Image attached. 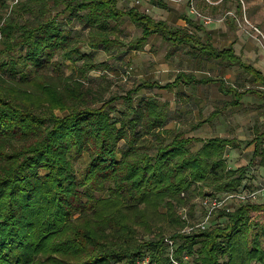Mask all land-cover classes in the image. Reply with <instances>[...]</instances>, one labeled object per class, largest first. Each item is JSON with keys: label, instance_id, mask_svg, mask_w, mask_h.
<instances>
[{"label": "trees", "instance_id": "trees-1", "mask_svg": "<svg viewBox=\"0 0 264 264\" xmlns=\"http://www.w3.org/2000/svg\"><path fill=\"white\" fill-rule=\"evenodd\" d=\"M151 2L167 8L165 0ZM126 19L141 31L130 41L121 36ZM184 20L189 27L172 26L120 0H0V264H134L144 257L173 264L185 253L189 264H264V224L253 216L264 203L235 198L237 207L221 209L225 225L191 233L198 223L179 214L197 191L219 199L246 191L248 168L226 159L242 140L169 135L168 106L155 97L133 103L143 89L197 84H218L230 106L246 93L264 99L262 71L233 46L220 49L192 31L206 29L191 16ZM78 27L88 41L81 43ZM155 36L202 62L242 69L256 87L241 91L183 70L174 82L144 81L127 95L108 98V87L95 92L89 73L110 67L85 47L140 52ZM66 62L75 68L71 75L62 73ZM122 99L127 109L115 117ZM248 144L264 166V131ZM86 153L90 161L79 173L75 163ZM165 226L174 229L170 237Z\"/></svg>", "mask_w": 264, "mask_h": 264}, {"label": "rangeland", "instance_id": "rangeland-1", "mask_svg": "<svg viewBox=\"0 0 264 264\" xmlns=\"http://www.w3.org/2000/svg\"><path fill=\"white\" fill-rule=\"evenodd\" d=\"M165 2L167 8L156 6L151 0H120V6L137 7L156 19L169 21L172 26L189 27L184 16H191L206 29V31H197L192 27V31L198 33L204 40L210 37L212 43L220 49L236 45L237 53L243 56L245 62L256 65L264 72V0H194L201 17L192 14L189 0H165ZM60 10H63V7ZM57 11L59 10L55 13ZM65 17L62 14L61 19ZM207 18L210 19L208 23ZM68 25L73 26V24ZM121 28L124 30L121 36L127 41L141 34L140 29L129 19L125 20ZM77 29H80L78 37L81 43L88 41V31H83L80 27ZM83 51L92 52L96 62L109 65V69L102 66L89 73L90 77L97 79L93 83L95 92L99 87L109 88L108 98L112 95H127L144 81H158L163 85L174 82L179 72L183 70L193 72L199 78L212 76L225 79L228 84L235 85L241 91L256 87L253 78L242 69L223 66L216 61L202 62L201 59L193 58L188 54L189 48L173 49L159 36L153 37L140 52H125L124 49L112 52L102 49L92 51L88 46ZM62 70V73L71 75L75 68L71 62H66ZM60 71L59 74H62ZM48 73L54 74L53 68H50ZM148 97H155L160 105L169 107L172 113L170 116H173L172 122L167 126L169 135L172 131L184 130L191 136L204 139L222 136L242 140L237 146L229 148L226 155L227 162L232 168L245 166L248 168L246 191L258 192L255 201L264 203V191H262L264 166L259 165L260 156L253 161L255 144H248L258 136V133L264 131L263 98L246 93L241 105L230 106L227 102L232 97L223 94L218 84H197L191 87L182 85L173 92L159 88L143 89L140 93L134 94L133 103L137 105ZM114 107L115 117H120L121 111L127 109L124 99L116 102ZM217 110L220 113L213 116ZM58 114L64 116L66 113L58 111ZM201 121L204 125L197 130H192L193 125ZM126 145V142L122 141L119 144L120 151ZM89 161L87 153L79 158L75 163L77 172L84 171ZM42 173L46 174L47 171ZM205 191L209 192L210 189L205 188L203 193ZM197 192L190 204L179 209V214H182L183 210L187 211L193 223H200L207 219L208 209L204 206L203 200L211 197H205ZM238 204L237 200L230 199L228 206L223 204L217 208L208 220L207 227L225 225L227 219L219 216L221 209L226 206L234 209ZM253 216L256 221L264 224V211L255 212ZM173 230L166 227V235L170 237L174 233ZM184 255L187 256L186 253Z\"/></svg>", "mask_w": 264, "mask_h": 264}, {"label": "built area", "instance_id": "built-area-1", "mask_svg": "<svg viewBox=\"0 0 264 264\" xmlns=\"http://www.w3.org/2000/svg\"><path fill=\"white\" fill-rule=\"evenodd\" d=\"M193 2H194V0H193ZM192 12L201 17V14L196 10L195 7L192 8ZM206 22L207 23L210 22V19L207 18ZM262 191H264V188L262 189ZM257 197H258V192H251V191H249V192L243 191V192H239V193H232V194H229V195H227L226 197H224L222 199L208 197V198L203 200L204 206L208 209V211H207V213H208L207 214V219L205 221H203V222L198 223L197 225H195L193 227H189L187 229V232L191 233V232H195V231H198V230L207 229L208 228L207 227V222L212 217V215L214 214L216 209L219 208L220 206H222L223 204L227 205L228 201L230 199L237 198V199H240L242 201H248V200H255ZM181 215L183 216V218L185 220H187V221L190 220L187 211L183 210ZM168 242L170 243V245H172V246L174 245V241L173 240L170 239V240H168ZM184 259H185V261H183V262H180V261H177V260L173 259V264H189L188 263L189 257L185 256ZM134 264H160V263L152 261V259L150 257H144V258L139 259L138 261H136Z\"/></svg>", "mask_w": 264, "mask_h": 264}, {"label": "crops", "instance_id": "crops-1", "mask_svg": "<svg viewBox=\"0 0 264 264\" xmlns=\"http://www.w3.org/2000/svg\"><path fill=\"white\" fill-rule=\"evenodd\" d=\"M234 48L236 47V45H234L233 46ZM226 48H228V47H226ZM236 49V48H235ZM237 51V50H236ZM257 69H259L256 65H254ZM260 70V69H259ZM260 71H262V70H260ZM263 72V71H262ZM264 73V72H263Z\"/></svg>", "mask_w": 264, "mask_h": 264}]
</instances>
